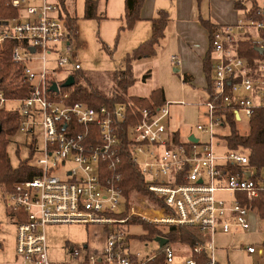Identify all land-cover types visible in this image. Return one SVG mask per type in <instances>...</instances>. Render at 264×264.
Here are the masks:
<instances>
[{"label": "built area", "instance_id": "2783aa9c", "mask_svg": "<svg viewBox=\"0 0 264 264\" xmlns=\"http://www.w3.org/2000/svg\"><path fill=\"white\" fill-rule=\"evenodd\" d=\"M235 2L240 20L211 37L214 99L206 104L207 123L196 126L207 141L195 137L197 142L181 144L169 127L170 103L129 113L125 104L109 109L71 102L74 86L64 85L83 66L60 1L9 2L18 15L0 22V47L15 43L11 59L22 67L29 95L9 102L0 93V109L17 104L12 111L18 113V132L28 137L36 176L4 193L17 239L15 259L0 264H153L160 251L162 264H197L195 257L205 252L217 264L215 236L250 231L251 215L259 216L254 203L264 192V176L244 151L229 149L222 138L229 115L240 124L264 108V58L253 67L240 52L241 43L253 41L264 55V0ZM172 62L182 65L177 57ZM123 150L153 198L139 194L137 202L126 195ZM62 224L101 227V244L68 245L61 261L51 260L46 228ZM146 225L167 244L155 239L156 250L133 248L130 229ZM179 227L197 229L206 242L175 245L169 234ZM243 246L251 255L258 252Z\"/></svg>", "mask_w": 264, "mask_h": 264}, {"label": "trees", "instance_id": "16d2710c", "mask_svg": "<svg viewBox=\"0 0 264 264\" xmlns=\"http://www.w3.org/2000/svg\"><path fill=\"white\" fill-rule=\"evenodd\" d=\"M10 1L0 0V22L16 18L18 15L17 11L9 5ZM67 2L68 0H61V6L66 14V24L75 37L77 18L69 14ZM143 4L144 0H126L125 26L120 28L119 33L131 30L135 26L140 19V10ZM84 14L86 19H100L97 15V1L86 0ZM257 19L261 20L260 17H257ZM169 21L170 14L166 11H161L159 16L152 22V36L123 58L122 69L110 73V79L114 83V90L109 95L99 85L94 87L88 80L89 77L84 75L82 71L73 73L75 85L69 89L71 92L70 101L84 102L92 107L105 106L109 109H113L119 104H125L129 109V113L137 112L138 109L165 104L164 93L160 89L154 90L148 98L131 97L128 91L137 81L134 75V63L138 60L155 56L156 47L165 37ZM202 24L209 30L211 37L220 29L209 22H203ZM14 46L15 43L10 42L5 44L4 47H0V93H3L9 102L25 99L29 95L27 85L21 78L22 67L11 59V50ZM103 49L107 54L113 56V51L106 45H103ZM240 52L241 56L246 58L253 67L264 58V55L258 50L253 41L241 43ZM204 68L209 83L207 91L212 100L214 99V80L211 76L214 70L212 47L204 60ZM150 76L149 72L145 74L142 78L143 82H146ZM253 76L256 78L260 77L257 71H254ZM184 81L187 82L186 79ZM227 123L229 131L227 136L222 138V142L227 144L231 150L244 151L249 157L250 166L257 168L259 174L264 168V108L254 110L253 115L248 120L249 133L247 135L241 134L239 124L233 116H228ZM0 127L2 129L0 134V190L3 193H11L16 184L32 180L36 174L33 172L34 167L30 164L29 159L26 162H21L17 168H13L11 165L8 146L10 138L14 137L18 132V113L8 110L7 106L1 108ZM174 137L175 142L181 144L179 134L176 133ZM17 153H19V150ZM122 160V186L126 195L130 196V194L137 192L153 198L147 190L144 176L137 165L133 163L130 153L126 150L122 151ZM254 206L259 210L261 218L264 220V192L260 194ZM145 228L148 231V235L141 237V239L154 241L158 231L149 225H146ZM169 238L175 245H189L192 247L197 244H204L207 240L197 229L186 227L173 228ZM159 253L160 258L153 261V264L163 263V252L160 251ZM195 259L197 264H210V256L207 252L195 257Z\"/></svg>", "mask_w": 264, "mask_h": 264}, {"label": "crops", "instance_id": "0c3cea01", "mask_svg": "<svg viewBox=\"0 0 264 264\" xmlns=\"http://www.w3.org/2000/svg\"><path fill=\"white\" fill-rule=\"evenodd\" d=\"M59 1L61 4V0ZM72 1L74 2V0ZM104 2L106 7L105 14L101 16V19L114 23V31L118 32V28L125 26V24H122L125 23L127 12L126 0H104ZM85 3L86 0L84 2V13ZM236 7L235 0H144L140 10V19L135 26L131 30L120 32L122 42H124L125 46L132 47V53L133 50L152 36V22L159 16V13L166 11L170 14L165 37L157 45L155 56L136 61L134 63V75H136L138 70V74L142 72L141 75L144 76L145 74L143 73L148 67L147 64L151 65L150 70H147L146 73H150V79L154 78L155 80L156 78V88L150 92L149 96L154 90L160 89L163 91L165 102L170 103L169 127L172 131L179 134L181 142H187L191 137L195 138L196 136L190 134L184 140L178 129L177 122L181 123L183 121L190 131L194 130L192 127L195 124L207 123L206 104L210 99V95L207 91L209 83L204 68V60L211 50V35L202 23L209 22L217 28L234 25L242 17ZM67 10L72 15L73 10L69 9V6ZM251 36L255 37V33H251ZM78 40L79 35L76 30L75 46ZM158 47L159 51L157 50ZM127 54H130V52ZM172 57L179 58L182 61V65L176 66L172 62ZM211 76L213 79V73ZM185 79L187 82L184 81ZM149 96L139 98H148ZM183 116L187 119L183 118ZM196 125L195 131H197ZM255 169L258 174L257 168ZM259 174L264 176V168ZM255 209L257 208L255 207ZM258 214L259 216L252 214L250 217V231L242 232L236 230L231 234L219 233L217 235L230 236L238 235L239 233H263L260 245L264 248V220L261 218L260 212ZM216 236L214 238L215 251L213 255L216 263L219 264L215 258L217 249ZM243 245L248 246V244L241 241L236 246L237 250L244 251L245 246ZM251 245L256 247L253 243ZM258 253L264 258V249L258 251Z\"/></svg>", "mask_w": 264, "mask_h": 264}, {"label": "rangeland", "instance_id": "374dc122", "mask_svg": "<svg viewBox=\"0 0 264 264\" xmlns=\"http://www.w3.org/2000/svg\"><path fill=\"white\" fill-rule=\"evenodd\" d=\"M95 1H97V15L100 19L90 20L85 18V0H74V2L68 0L67 4L69 9L73 10L72 15L77 16L76 30L78 31L79 40L76 42V47L78 61L83 66L82 72L89 77L88 80L94 87L99 85L109 95L114 90V83L110 79V73L122 69V60L128 52L131 53L132 47L124 45V42L121 40V33H119L120 29L118 28V32L114 31V23L101 19V16L105 14L106 8L104 0ZM103 45H106L113 51V56L107 54L103 49ZM157 50L159 51V47ZM147 65L148 67L143 74H147L148 72L146 73V71L151 68L150 64ZM141 74H138V70L136 71V85L129 89V96H149L150 92L156 88V78L155 80L154 78H149L146 82H143V75ZM16 107V103L7 104L8 110L15 109ZM183 118L186 117L183 116ZM177 123L184 140L187 139L188 135L193 134L201 139V141H207L205 137L195 131L196 124L192 127L194 130L190 131L183 121ZM239 125L241 134L247 135L249 133L248 122L244 119ZM28 142V137L21 132H17L14 137L10 138L8 154L13 168H17L23 161L31 160L29 150L26 148ZM18 150L19 153H17ZM130 196L135 201L140 199V195L137 192L130 194ZM224 197L230 198L228 195H224ZM130 234L136 237L135 242H133V248L135 249L146 252L147 250L153 251L159 248L158 244L154 241L139 240L140 237L148 235V231L143 226L131 228ZM46 235L49 257L53 261H61L65 257V249L68 245L83 247L88 243L90 248H95L101 244V227L97 226H87L84 224L50 225L46 228ZM261 235L263 233L258 232L251 234L239 233L238 235L230 236L217 235V249L215 252L217 262L219 264H264V258L258 252L255 255H250L236 248L238 243L243 241L248 245L255 244L258 251L264 249L260 245L262 242ZM16 239L17 226L6 208L4 193L0 190V263L12 262L15 259Z\"/></svg>", "mask_w": 264, "mask_h": 264}, {"label": "water", "instance_id": "95a60500", "mask_svg": "<svg viewBox=\"0 0 264 264\" xmlns=\"http://www.w3.org/2000/svg\"><path fill=\"white\" fill-rule=\"evenodd\" d=\"M261 53H262V51H260ZM74 84H75V79H74V77H70L69 79H68V81L66 82V84L64 85V87H72V86H74ZM53 89H55L56 90V87H53ZM2 133V129H1V127H0V134ZM190 141H192V142H197L198 140L196 139V138H194V137H191L190 138ZM156 242H158L159 244H160V246H164V245H166L167 244V240L166 239H164V238H156V240H155Z\"/></svg>", "mask_w": 264, "mask_h": 264}]
</instances>
